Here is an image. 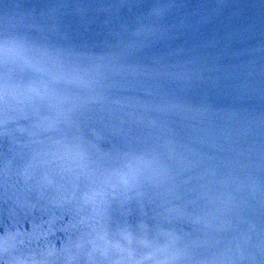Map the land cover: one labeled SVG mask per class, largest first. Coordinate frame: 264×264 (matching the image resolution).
I'll use <instances>...</instances> for the list:
<instances>
[{
    "label": "water",
    "instance_id": "95a60500",
    "mask_svg": "<svg viewBox=\"0 0 264 264\" xmlns=\"http://www.w3.org/2000/svg\"><path fill=\"white\" fill-rule=\"evenodd\" d=\"M0 264H264V0H0Z\"/></svg>",
    "mask_w": 264,
    "mask_h": 264
}]
</instances>
